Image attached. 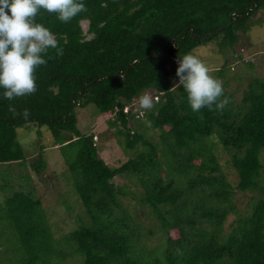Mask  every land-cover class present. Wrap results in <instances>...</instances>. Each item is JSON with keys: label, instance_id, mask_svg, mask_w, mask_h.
I'll return each instance as SVG.
<instances>
[{"label": "trees", "instance_id": "16d2710c", "mask_svg": "<svg viewBox=\"0 0 264 264\" xmlns=\"http://www.w3.org/2000/svg\"><path fill=\"white\" fill-rule=\"evenodd\" d=\"M81 2L87 11L68 23L46 10L36 17L63 49L44 55L37 91L9 101L0 88V163L26 159L18 126L46 127L83 205L76 226L57 238L39 196L16 191L6 198L0 211L18 235L21 264H61L76 255L79 264H264V77H253L238 102L223 86L230 103L222 114L193 112L175 86L179 56L212 41L220 52L240 47L264 22V0ZM224 65L215 74L229 69ZM143 94L156 101L152 109L140 108ZM89 103L111 114L110 136L129 152L118 166L99 155L92 131L78 127V109ZM218 146L230 156L235 186ZM44 148L29 161L37 175L47 167ZM116 176L137 190L116 184ZM236 191L258 194L246 213L233 201ZM128 196L134 202L125 204Z\"/></svg>", "mask_w": 264, "mask_h": 264}, {"label": "rangeland", "instance_id": "374dc122", "mask_svg": "<svg viewBox=\"0 0 264 264\" xmlns=\"http://www.w3.org/2000/svg\"><path fill=\"white\" fill-rule=\"evenodd\" d=\"M83 26L86 27V24ZM247 38V42H243L244 44L235 50L225 48L224 52H220L212 41L198 45L193 51L195 56L202 59L209 73L222 81L224 88L233 94L232 98L237 102L240 101L246 85L253 77H264V22L254 25ZM225 63L229 69L225 67L221 76L215 74V69L225 66ZM126 110L128 107L125 108ZM78 112L79 129L94 133L93 140L99 146V155L107 164L118 166L128 158L129 152L126 153L115 137L110 136L113 132V128L108 126L110 113H98L92 103L79 108ZM16 132L17 141L25 151L26 159L0 163V205H3L5 199L16 191L31 192L32 195L39 196L43 207L47 210L55 236L61 238L76 226L77 213H83L81 210L83 205L74 192L64 156L60 148L52 146V136L46 127L29 123L18 126ZM41 145L45 147L43 156L47 167L37 175L30 170L29 161L37 156ZM216 151L226 179L235 186L238 176L230 163L229 154L222 150L221 146H218ZM70 152V150L66 151L67 156ZM28 175L33 181L28 180ZM113 180L118 185H128L130 191H136L138 188V185L124 176H116ZM30 184L34 185V188ZM252 196L258 194L236 191L233 201L239 211L246 213L249 210L248 204ZM129 202L134 200L128 196L124 199V203ZM235 218V213L231 212L226 220V226L233 223ZM79 258V255L67 256L61 264H79ZM22 259L18 235L9 225L5 210L0 211V264H21Z\"/></svg>", "mask_w": 264, "mask_h": 264}, {"label": "clouds", "instance_id": "9594fccd", "mask_svg": "<svg viewBox=\"0 0 264 264\" xmlns=\"http://www.w3.org/2000/svg\"><path fill=\"white\" fill-rule=\"evenodd\" d=\"M40 10L56 14L62 23H68L87 11L81 0H0V88L9 101L32 95L37 91L35 70L47 63L44 55L49 49L57 56L63 55L58 40L49 28L37 22ZM176 87H183L193 112L202 108L222 114L230 100L224 95L222 81L209 73L197 56L186 53L179 56ZM156 101L148 94L139 97L141 109L150 110ZM9 111L17 115L14 106ZM22 115L27 118L28 110Z\"/></svg>", "mask_w": 264, "mask_h": 264}]
</instances>
